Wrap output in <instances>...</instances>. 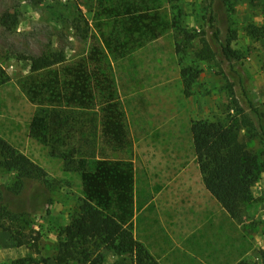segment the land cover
<instances>
[{"label": "rangeland", "instance_id": "obj_1", "mask_svg": "<svg viewBox=\"0 0 264 264\" xmlns=\"http://www.w3.org/2000/svg\"><path fill=\"white\" fill-rule=\"evenodd\" d=\"M98 1L0 0V136L49 173L48 187L31 182L17 193L14 173L0 170V211L7 207L19 214L27 239L19 246L11 231L0 228V263L31 258L29 264H56L60 229L83 197L80 172L65 171L63 159L29 135L38 105L21 84L48 69L34 71L26 56H61L49 67L60 69L86 56L97 36L110 54L131 145L114 151L103 144L90 120L94 111H77L85 131L72 137L82 145L93 138L97 158L134 162L138 196L145 201L136 237L159 264H264V170L242 219H232L205 187L192 132L199 119L248 115L258 124L248 101L264 112V39H254L247 28L263 23L264 0H150V8H158L173 26L120 57L104 40L113 21L99 15ZM4 12L16 17L15 27L3 25ZM228 40L238 54L234 68L221 51ZM188 65L201 69L191 95L181 75ZM248 145L264 158L261 135ZM4 224L13 226L10 216ZM99 254L101 264H134L107 248Z\"/></svg>", "mask_w": 264, "mask_h": 264}, {"label": "trees", "instance_id": "obj_2", "mask_svg": "<svg viewBox=\"0 0 264 264\" xmlns=\"http://www.w3.org/2000/svg\"><path fill=\"white\" fill-rule=\"evenodd\" d=\"M150 2L98 1L99 15L113 21L112 29L104 36L113 55L125 56L145 39L157 38L173 26L158 8H150ZM1 21L8 28L18 23L9 12L1 15ZM247 32L254 39H264V21L251 23ZM221 51L230 67L234 68L232 62L238 54L232 48L231 40L221 45ZM109 56L102 39L97 36L86 56L60 69L49 67L61 62V56H26L34 71L48 69L45 74L32 76L21 84L29 99L38 105L29 135L48 146L52 156L62 158L65 171L81 174L83 197L70 222L60 229L53 256L56 264H101L103 259L99 253L102 248L117 255H128L134 264H159L135 235L136 217L145 201L138 196L134 162L105 156L97 158L93 138L86 139L82 145L74 142L72 137L74 132L85 131L78 121L77 111H94L91 114L96 118L92 116L90 120L92 127L100 131L103 144L114 151H125L131 145L126 114ZM200 73L201 69L190 65L182 68L187 95L193 93ZM248 103L250 111L257 115V125L248 115L226 121L199 119L192 123L203 182L236 221L242 219L244 206L253 199L252 189L264 170V158L248 145V140L257 135L264 139V112L256 109L251 101ZM253 130L256 132L249 136L243 134ZM0 170L14 173L16 180L12 190L17 193L25 190L26 184L31 182L49 186V173L1 136ZM18 215L3 207L0 228L11 231L20 246L27 244V239L22 230L24 226H19L21 219ZM8 216L13 226L4 224ZM31 261V258H18L12 263L0 264H29Z\"/></svg>", "mask_w": 264, "mask_h": 264}, {"label": "crops", "instance_id": "obj_3", "mask_svg": "<svg viewBox=\"0 0 264 264\" xmlns=\"http://www.w3.org/2000/svg\"><path fill=\"white\" fill-rule=\"evenodd\" d=\"M206 187V186H205Z\"/></svg>", "mask_w": 264, "mask_h": 264}]
</instances>
